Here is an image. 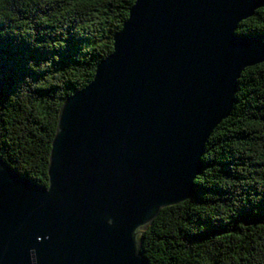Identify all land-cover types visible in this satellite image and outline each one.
<instances>
[{"label": "water", "instance_id": "water-1", "mask_svg": "<svg viewBox=\"0 0 264 264\" xmlns=\"http://www.w3.org/2000/svg\"><path fill=\"white\" fill-rule=\"evenodd\" d=\"M264 0H136L114 51L60 113L42 187L0 160V264H151L140 234L193 198L264 37Z\"/></svg>", "mask_w": 264, "mask_h": 264}, {"label": "trees", "instance_id": "trees-1", "mask_svg": "<svg viewBox=\"0 0 264 264\" xmlns=\"http://www.w3.org/2000/svg\"><path fill=\"white\" fill-rule=\"evenodd\" d=\"M136 0H0V160L49 186L64 103L114 51ZM237 36L264 37V8ZM233 111L204 151L192 199L141 232L151 264H264V63L245 69Z\"/></svg>", "mask_w": 264, "mask_h": 264}]
</instances>
